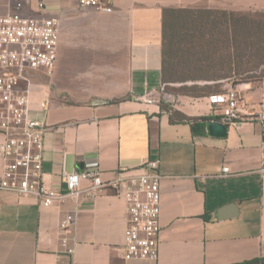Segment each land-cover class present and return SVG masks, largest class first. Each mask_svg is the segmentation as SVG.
I'll list each match as a JSON object with an SVG mask.
<instances>
[{"label":"crops","instance_id":"0c3cea01","mask_svg":"<svg viewBox=\"0 0 264 264\" xmlns=\"http://www.w3.org/2000/svg\"><path fill=\"white\" fill-rule=\"evenodd\" d=\"M199 1L116 0L104 13L77 0H48L47 16L61 20L57 62L51 75L33 73L31 114L48 126L43 180L67 197L45 207L36 197L0 192V264H264V83L238 88L241 125L224 123L210 97L166 92L150 107L137 100L164 85L163 10ZM208 1L211 10L264 13V0ZM203 117L220 118L227 135L211 136ZM157 159L164 177L159 259H129L123 197L110 189L70 197L63 175L96 164L108 182ZM224 167L229 177H220ZM3 171L0 155V177ZM231 204L239 214L219 219ZM69 215L73 225L61 231Z\"/></svg>","mask_w":264,"mask_h":264},{"label":"built area","instance_id":"2783aa9c","mask_svg":"<svg viewBox=\"0 0 264 264\" xmlns=\"http://www.w3.org/2000/svg\"><path fill=\"white\" fill-rule=\"evenodd\" d=\"M7 12L0 15V155L4 171L0 177V192L11 191L22 197H36L45 207L52 206L67 196L49 188L43 180L44 137L48 130L45 122L31 114L32 75L36 71L53 73L57 62L61 20L47 16L48 0H7ZM82 9L112 13L116 0H77ZM165 85L137 98L146 107L161 103L166 93ZM213 105L220 106L223 122L241 125L244 107L240 92L230 89L225 94L212 95ZM47 104H42L46 108ZM264 122V110L258 114ZM160 161L143 163L138 173L124 171L113 181H104L96 164L80 173H65L63 180L68 196L79 197L85 193L113 190L126 203L127 226L124 234L126 257L135 260L159 259L162 227L160 223L164 179L159 172ZM264 172V169H263ZM230 169L224 167L220 177H229ZM90 182L82 190V182ZM74 222L69 215L61 224L68 231ZM68 255L74 253L68 239H62Z\"/></svg>","mask_w":264,"mask_h":264},{"label":"rangeland","instance_id":"374dc122","mask_svg":"<svg viewBox=\"0 0 264 264\" xmlns=\"http://www.w3.org/2000/svg\"><path fill=\"white\" fill-rule=\"evenodd\" d=\"M7 0H0V14H5L7 8L5 5ZM5 5V7H4ZM199 10H211L209 9L208 0H200L199 5L194 7ZM214 12L223 10H212ZM238 14V13H236ZM238 15H245L248 18L254 19V22H262L264 24V13H241ZM224 19L219 15L211 16V24L209 27L210 35H213L215 39L219 40L217 46H213L212 61H202L206 59L202 54H197L200 48L198 39L201 36V26L197 21L192 25H188L189 28H181L178 30V38L173 43L174 50H179V58L175 61V69L177 72L173 74L174 82L167 83V94L171 96H186L190 95H214V94H225L230 89H238L243 84L246 83L244 80L246 77H254L264 73V64H258L260 62L256 58L250 57L253 51L237 49L236 47L228 44L226 25L222 26L221 21ZM193 23V21H191ZM256 29V25H253ZM264 27V26H263ZM194 28V29H192ZM260 35L264 30L259 31ZM264 36V35H263ZM203 57V58H201ZM211 70L214 71H224V70H234V71H248L249 73L239 76H233L231 79H225L214 82H207L204 80H198V78L207 75ZM243 80V81H241ZM219 84V86H216ZM195 90L197 93L194 94ZM192 97V96H191Z\"/></svg>","mask_w":264,"mask_h":264},{"label":"trees","instance_id":"16d2710c","mask_svg":"<svg viewBox=\"0 0 264 264\" xmlns=\"http://www.w3.org/2000/svg\"><path fill=\"white\" fill-rule=\"evenodd\" d=\"M219 15L224 20L221 21L222 26L226 25V36L227 43L237 49H246L253 51V54L250 57L258 59L260 62L258 64H264V32L260 35L261 30H264V24L262 22H254V19H250L245 15H238L233 12L227 11H218L214 12L212 10H199L195 8H165L163 10V67H162V78L163 83L166 86L167 83L174 82L173 74H175V61L179 58V50H174L173 43L178 38V30L181 31V28H189L188 25H192L199 22L201 26V36L198 39V44L200 48L198 49L197 54H202L205 60L202 61H212V53L216 51L213 49V46L219 44V40L215 39L213 35H210L209 27L211 24V16ZM193 21V23L191 22ZM256 25V29L254 26ZM192 28V29H194ZM201 57V58H203ZM249 73L248 71H234V70H224V71H214L211 70L207 75L198 78V80H204L207 82L217 83L218 81L231 79L233 76H239ZM243 81V80H241ZM246 83H250L253 88L260 87L264 83V73H260L258 76L246 77L244 80ZM219 86V84H216ZM197 93L195 90L194 94ZM219 95V94H214ZM186 96H189L188 94ZM193 98H204L211 97L208 95H190L189 97ZM186 121H193L186 116H182ZM220 120V118L212 119L203 117L200 119L201 122L209 123L211 121ZM196 121V120H194ZM197 124V122H195ZM193 125V128L196 125Z\"/></svg>","mask_w":264,"mask_h":264},{"label":"water","instance_id":"95a60500","mask_svg":"<svg viewBox=\"0 0 264 264\" xmlns=\"http://www.w3.org/2000/svg\"><path fill=\"white\" fill-rule=\"evenodd\" d=\"M207 130L211 136L225 137L227 135V132H228V127L221 122L211 121L207 124ZM79 166L82 168L84 165L81 163ZM225 212H228V214H226ZM238 214H239V212H238L237 205L231 204V205H228L227 207L221 209L219 211V214H217V217L219 219H225V218L235 217Z\"/></svg>","mask_w":264,"mask_h":264}]
</instances>
